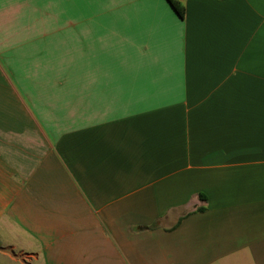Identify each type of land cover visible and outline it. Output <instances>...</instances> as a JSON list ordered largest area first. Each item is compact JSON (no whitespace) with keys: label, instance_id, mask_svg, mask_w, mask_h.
Masks as SVG:
<instances>
[{"label":"crops","instance_id":"0c3cea01","mask_svg":"<svg viewBox=\"0 0 264 264\" xmlns=\"http://www.w3.org/2000/svg\"><path fill=\"white\" fill-rule=\"evenodd\" d=\"M31 1L0 0V264H264V0Z\"/></svg>","mask_w":264,"mask_h":264},{"label":"trees","instance_id":"16d2710c","mask_svg":"<svg viewBox=\"0 0 264 264\" xmlns=\"http://www.w3.org/2000/svg\"><path fill=\"white\" fill-rule=\"evenodd\" d=\"M167 3L169 4V6L171 7V9L175 12V14L183 19L184 16V8L182 6V4L178 1V0H166ZM202 197V196H199ZM199 211L202 210V208L198 209Z\"/></svg>","mask_w":264,"mask_h":264},{"label":"rangeland","instance_id":"374dc122","mask_svg":"<svg viewBox=\"0 0 264 264\" xmlns=\"http://www.w3.org/2000/svg\"><path fill=\"white\" fill-rule=\"evenodd\" d=\"M30 3H32L33 5L36 6V0L31 1ZM30 14H31V12H30ZM30 14H29V16H25V17H26V18H25L26 22H28L29 19H31L32 17L36 16V14H35V15L31 14V16H30ZM29 17H30V18H29ZM36 17H37V16H36ZM4 67H5V66H4ZM8 67H9V66H8ZM9 68H12V66H10Z\"/></svg>","mask_w":264,"mask_h":264}]
</instances>
